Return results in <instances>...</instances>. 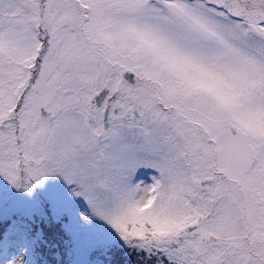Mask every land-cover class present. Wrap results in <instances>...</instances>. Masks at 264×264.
<instances>
[{
	"label": "snow or ice",
	"instance_id": "1",
	"mask_svg": "<svg viewBox=\"0 0 264 264\" xmlns=\"http://www.w3.org/2000/svg\"><path fill=\"white\" fill-rule=\"evenodd\" d=\"M0 264H264V0H0Z\"/></svg>",
	"mask_w": 264,
	"mask_h": 264
}]
</instances>
